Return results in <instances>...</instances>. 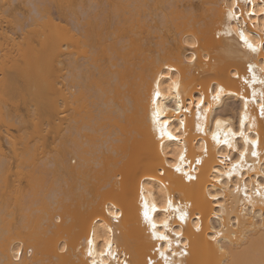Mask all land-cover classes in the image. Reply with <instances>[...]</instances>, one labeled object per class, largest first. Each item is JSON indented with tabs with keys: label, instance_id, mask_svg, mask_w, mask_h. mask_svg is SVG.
Segmentation results:
<instances>
[{
	"label": "bare ground",
	"instance_id": "obj_1",
	"mask_svg": "<svg viewBox=\"0 0 264 264\" xmlns=\"http://www.w3.org/2000/svg\"><path fill=\"white\" fill-rule=\"evenodd\" d=\"M232 4L240 14L239 30L250 42L261 43L264 0H0V140L2 127L17 130L16 136L4 137V149L0 145V180L5 187L13 185L9 177L15 162L33 168L27 198L20 196L10 213L6 194L0 200V218L8 213L21 221L0 222V264H90L100 259L105 224L113 228L119 259L145 264L152 257L163 264L153 245L166 249L167 242L153 240L147 231L141 183L158 208L171 196L188 213L183 224L169 220L173 230H183L180 239L188 242L190 253L173 261L220 264L230 258L232 264H259L264 117L259 118L258 109L264 103V49L253 53L244 45L237 21H227ZM249 63L257 78L250 85L244 83L253 76ZM177 76L179 88L173 86ZM157 81L159 119L168 121L176 140L161 138L152 121ZM216 87L224 89L220 101L197 120L194 105L200 94L210 103V89ZM178 104L181 110L175 111ZM62 108L70 113L64 116L67 132L53 155L40 159L32 140L44 123L61 132L56 121ZM245 116V136L256 140L255 146L230 134L232 147L213 141L216 119L227 122L221 125L223 138L228 129L238 131ZM181 118L184 127L177 131ZM181 153L184 170L195 180L168 167L179 162ZM44 158L48 169L36 163ZM79 186L90 196L78 194ZM79 195L84 201L74 210L68 202ZM109 208L122 213L119 221L108 215ZM196 218L200 232L193 227ZM213 229L222 233L216 241L208 239ZM94 231L89 257L86 239ZM14 248L22 251L19 260ZM28 251H34L33 257Z\"/></svg>",
	"mask_w": 264,
	"mask_h": 264
},
{
	"label": "snow or ice",
	"instance_id": "obj_2",
	"mask_svg": "<svg viewBox=\"0 0 264 264\" xmlns=\"http://www.w3.org/2000/svg\"><path fill=\"white\" fill-rule=\"evenodd\" d=\"M236 5L232 4L228 8L227 12V21H237V33L240 37V39L243 41L244 45L253 53L259 51L260 49H264V40H262L261 43L255 44L250 42L248 36L246 33L242 30H239V19L240 14H237L235 11ZM261 14H264V6L260 7ZM233 25L228 24V28L231 29ZM225 35H230L231 32H225ZM219 35V34H218ZM192 47H196L195 42L191 44ZM192 59H195V56L192 57ZM253 65L249 63L248 68L249 71L252 70ZM261 71H264V68L261 69ZM256 76L253 74L251 81H249L247 78L245 79V84H254L256 82ZM261 84H264V79L260 80ZM173 86L176 88H179V77L177 76L175 80H173ZM211 91V102L205 103V95L203 93L199 96V102L194 105L195 107V113L197 120H200L203 118L204 115L207 114L209 110L212 109L213 103L219 102L221 94L224 92V89L222 87H216L210 89ZM161 95L160 89H159V82H156V87L153 91L152 96V103H153V113H152V121L153 124L158 128L160 137L163 138L164 136H167L169 139L176 140L178 139L177 136L172 135L171 132L167 130V124L168 121L161 122L159 117L161 115L159 108L156 106V101L159 99ZM253 98L255 97L256 93L255 90H253ZM262 96H264V92L261 93ZM247 100L244 101V107L247 109ZM180 106L178 104L175 111H180ZM184 111H192V109L184 107ZM260 115L261 117H264V103H261L259 105ZM244 119H247L245 116L240 121V127L239 130L236 132L231 131V129H228V132L224 135L223 138H221V125L227 123L226 121H222L220 119L215 120L216 125V131L212 133V139L217 144H225L228 145V147H232L231 143L229 142L228 134L231 136H241L244 138L245 144H252L253 146L256 145V140H250L247 136H245L244 131ZM179 128H177V131L180 130V128L184 127V120L183 118L179 121ZM197 130L202 131L200 128L199 123L196 125ZM186 134V133H185ZM204 151H207V148L205 146ZM248 149L245 148L244 152H241L240 154V160L244 159V155L247 153ZM253 156H256L257 153L255 151H252L251 153ZM227 158V157H226ZM185 160V156L183 153L179 155V162H170L168 163L169 168H174L177 173H182L183 177H185L188 181L195 180L196 177L194 175L189 174V171H185L183 168V162ZM167 162V161H166ZM196 164L201 163L200 159H197ZM223 163V161H221ZM238 164H234L233 168H236ZM160 175H164L163 171H160ZM229 177H231V173H228ZM264 187V185H262ZM163 192V189H161ZM237 191H239V188H237ZM261 195H264L262 193ZM140 203H141V215L143 217V221L147 226V231L151 233V238L153 240L157 241H166L167 242V248H157L155 245H153V248L156 252L159 253L160 258L163 260V264H188L187 261H180L176 262L171 259V257L175 256H188L190 253L188 251L189 244L186 240L181 241V237L183 236V230L177 229L173 230V228L169 225V220L172 218L178 219L181 224H183L188 217V213L184 210L185 206L174 203V200L171 196H168L166 200L164 201V204L162 207L157 206V203L154 200H149L144 192V186L143 183H141L140 187ZM162 213L163 215L159 219H154V214ZM108 215L112 217L114 220L119 221L120 216L122 213L118 211H113L111 208L108 210ZM159 225H162V230L158 228ZM105 231L101 234V239L103 240V250L98 253V256L100 259L93 258L90 262V264H111V262H115V264H133L131 260L127 258V256L124 257V259H119L117 256V251L114 248V241L112 238V232L113 228L108 227L106 224L104 225ZM193 227L196 232L201 231V224L199 222V219L196 218L193 220ZM214 234H210L208 236V239L211 241H216L217 237L221 236L222 233L216 232L215 229L212 230ZM166 233H172V236L175 237V241L173 239H170V237ZM96 232L94 231L90 237L86 239V243L88 245L87 248V255L89 257H93L94 252V242L96 239ZM173 243L176 244V249L173 250ZM223 243V242H222ZM182 245V247H181ZM240 247H247V244H241ZM62 250H66V248H62ZM221 252H224L225 249L221 247ZM166 252L170 253V255L166 254ZM13 254L17 260L20 259V251L17 248L13 249ZM31 252H29V255ZM104 257H107L108 259H104ZM145 264H159V261L155 260L152 257L146 258ZM220 264H232V261L230 258H225L220 261ZM250 264H255V262H250ZM259 264H264V241H262L261 244V259L259 261Z\"/></svg>",
	"mask_w": 264,
	"mask_h": 264
},
{
	"label": "rangeland",
	"instance_id": "obj_3",
	"mask_svg": "<svg viewBox=\"0 0 264 264\" xmlns=\"http://www.w3.org/2000/svg\"><path fill=\"white\" fill-rule=\"evenodd\" d=\"M27 107H23V110L26 109ZM62 115L59 116V118L57 119L56 123L58 126L61 127V132L59 130V132H54L52 131V127L50 125H48L47 123H44L42 124V126L40 127V136L38 137H35L33 138V142H32V145H35V147H37V157L40 158V157H43L46 155V157H51L54 153V150L58 147V145L61 143L64 135L66 134L67 132V122L65 121L64 119V116L65 115H69L70 113L67 112V111H64V109L62 108V111H61ZM34 130V129H32ZM1 133H2V139L0 140V145H2V149H4L5 147V138L7 137H10L11 135H14L16 136L17 135V130L15 128H8L6 126L2 127L1 129ZM5 137V138H4ZM41 159V158H40ZM2 160V158H1ZM14 160V159H13ZM13 160L10 162L14 163ZM15 161V160H14ZM76 163H78L77 160H75ZM16 163V162H15ZM12 166L13 169L12 172H11V175L9 177V183H11L12 181V184H9L8 186L5 187V185L2 184V179L0 180V200L1 198L3 199V195L6 194L5 198L4 199H8L9 201H11V207L6 209V211H8L10 213V211H12L14 209V207L16 206L17 204V200L19 199V197L21 196L22 199H25L27 198L28 196V192H30V177H29V173L32 172L33 168L29 169L27 166H25V164H21L20 166L21 167H17V164ZM37 165H46L48 163V159H42V160H37L36 161ZM76 163H72V164H76ZM16 166V167H15ZM48 165H46V169H48ZM9 173V172H8ZM36 175H38V173H36ZM12 179V180H11ZM6 189H5V188ZM80 188H82L81 186H79ZM80 188L78 189L79 193L82 192V196L84 195L83 193L85 192L84 191V188H82L80 190ZM88 190V188L86 189V191ZM90 190V189H89ZM20 193V195H19ZM88 193L85 192V195L87 196H90V194H86ZM90 193V191H89ZM24 194V195H23ZM27 195V196H26ZM81 195H79L78 197L79 198H70L69 202L70 203L69 205L71 206V208H75L74 210L78 209L79 206L81 205V203L83 204V201H84V197H80ZM24 197V198H23ZM2 207V206H0ZM16 212V211H15ZM6 214V212H4ZM18 216V215H17ZM19 219V217H17ZM4 219V220H3ZM0 218V222L3 220V222H5L6 225H9L11 222H17L18 219L14 220L8 213L6 215H4V217ZM21 222V221H20ZM20 222L18 221V225L20 224ZM58 222V221H57ZM24 247V249H30V247L28 245H24L22 246ZM34 255V251L32 252L31 256L30 257H33Z\"/></svg>",
	"mask_w": 264,
	"mask_h": 264
},
{
	"label": "built area",
	"instance_id": "obj_4",
	"mask_svg": "<svg viewBox=\"0 0 264 264\" xmlns=\"http://www.w3.org/2000/svg\"><path fill=\"white\" fill-rule=\"evenodd\" d=\"M251 4H252V3H251ZM251 4H250V5H251ZM248 70H249V69H248ZM249 74L252 75V74H253V71H252V70L249 71ZM258 116H259V118H263V117H261V115H260V110H259V109H258ZM29 252H30V251H28V254H29ZM21 254H22V251H20V255H21Z\"/></svg>",
	"mask_w": 264,
	"mask_h": 264
}]
</instances>
